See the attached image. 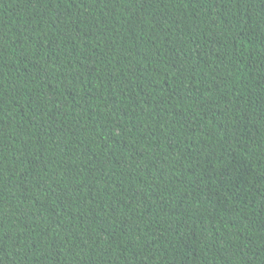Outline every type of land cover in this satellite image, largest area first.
I'll list each match as a JSON object with an SVG mask.
<instances>
[{
	"label": "trees",
	"instance_id": "obj_1",
	"mask_svg": "<svg viewBox=\"0 0 264 264\" xmlns=\"http://www.w3.org/2000/svg\"><path fill=\"white\" fill-rule=\"evenodd\" d=\"M0 264H264V0H0Z\"/></svg>",
	"mask_w": 264,
	"mask_h": 264
}]
</instances>
